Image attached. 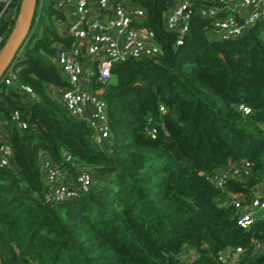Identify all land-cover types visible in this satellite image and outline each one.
<instances>
[{
    "label": "trees",
    "instance_id": "16d2710c",
    "mask_svg": "<svg viewBox=\"0 0 264 264\" xmlns=\"http://www.w3.org/2000/svg\"><path fill=\"white\" fill-rule=\"evenodd\" d=\"M123 1L146 11L163 53L113 65L102 144L60 98L64 13L53 0L36 1L12 62L17 79H0V121L14 150L11 166L0 168V264H224L217 252L238 247L235 264H264V219L240 227L231 199L264 182V19L220 41L195 15L177 45L164 25L172 0ZM21 3L0 0V51ZM16 109L26 129L11 120ZM42 154L73 179L87 169L89 191L46 202ZM244 159L253 175L217 187L212 175Z\"/></svg>",
    "mask_w": 264,
    "mask_h": 264
},
{
    "label": "built area",
    "instance_id": "2783aa9c",
    "mask_svg": "<svg viewBox=\"0 0 264 264\" xmlns=\"http://www.w3.org/2000/svg\"><path fill=\"white\" fill-rule=\"evenodd\" d=\"M53 2L64 13L60 31L66 38V42L58 47L56 59L67 81L66 87L60 89V98L73 115L89 123L95 140L102 144L110 136V126L107 100L99 90H104L111 80L113 65L129 58L157 56L163 53V48L156 32L145 24L146 11L141 7H131L123 0ZM195 15L209 20L212 38L235 40L250 26L264 19V0H172V6L164 16V25L177 32V45L183 44ZM16 79L17 74L11 64L3 81L9 85ZM21 88L31 96L35 95L29 86ZM160 109L165 111L164 106ZM239 109L245 114L252 112V108L243 103ZM11 120L20 129L28 127L27 120L22 118L18 109L12 112ZM7 124L8 121L2 122L3 126ZM262 127L264 129V123ZM148 132L155 137L157 130L150 128ZM13 155L14 150L6 134L0 133V168L10 167ZM72 159L68 156V160ZM42 163L46 202L58 203L88 192L94 182L87 169H81L74 179L69 177L46 154H42ZM252 175L253 162L244 159L214 173L212 180L217 187H223L230 179L245 182ZM231 199L240 211L237 218L240 227L247 229L264 219V189L256 187L251 197L231 195ZM242 251L241 247L223 250L217 252V257L224 264H235ZM195 257L194 253L192 258Z\"/></svg>",
    "mask_w": 264,
    "mask_h": 264
},
{
    "label": "water",
    "instance_id": "95a60500",
    "mask_svg": "<svg viewBox=\"0 0 264 264\" xmlns=\"http://www.w3.org/2000/svg\"><path fill=\"white\" fill-rule=\"evenodd\" d=\"M36 6V0H22L20 14L10 38L0 53V79L11 66L19 48L28 37L32 26V16ZM100 94L104 90H99Z\"/></svg>",
    "mask_w": 264,
    "mask_h": 264
},
{
    "label": "crops",
    "instance_id": "0c3cea01",
    "mask_svg": "<svg viewBox=\"0 0 264 264\" xmlns=\"http://www.w3.org/2000/svg\"><path fill=\"white\" fill-rule=\"evenodd\" d=\"M0 133L5 134V129L4 126L2 125V121H0ZM259 189H264V182L260 183V185H258Z\"/></svg>",
    "mask_w": 264,
    "mask_h": 264
}]
</instances>
